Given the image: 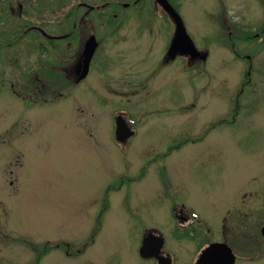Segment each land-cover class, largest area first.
<instances>
[{"label":"rangeland","instance_id":"obj_1","mask_svg":"<svg viewBox=\"0 0 264 264\" xmlns=\"http://www.w3.org/2000/svg\"><path fill=\"white\" fill-rule=\"evenodd\" d=\"M88 1L98 5L95 24L100 25L109 1ZM219 1L188 0L180 10L195 44L210 54L204 63L195 64L199 69L181 57L163 61L171 25L161 20L154 23L152 36L143 35L146 45L150 40L153 51L157 48V69L152 57L141 61L131 53L139 42L136 31L126 40L118 36L107 43L102 38L105 44L81 83H92L94 90L69 92L68 78L62 95L38 92L35 87L47 79L35 59L29 72L34 89L18 85L19 96L13 94L15 68L7 42L11 38L1 37L6 51L0 58V264L27 263L25 251L40 249L47 240L49 264H74L70 255L59 253L57 243L66 241L72 250L85 242L106 200L111 208L86 246L90 257L94 252L135 250L143 222L154 224L157 217L163 218L171 203H184L200 217L210 216L206 219L217 229L220 190L233 189L251 171L254 159L264 155V80L256 84L260 88L249 117L215 122L204 130V137L200 132L233 107L242 67L240 60L221 59L219 29L210 18L217 17ZM222 1L230 8L240 1L243 11H251V0ZM257 10L259 4L252 9ZM0 14L10 27V14ZM118 111L136 129L125 146L113 134ZM155 156L161 173L157 185L159 180L166 184L157 190V204L153 171L140 168ZM120 172L133 176L122 186L127 187L130 210L135 209L132 214L119 209L117 196L106 192Z\"/></svg>","mask_w":264,"mask_h":264},{"label":"flooded vegetation","instance_id":"obj_2","mask_svg":"<svg viewBox=\"0 0 264 264\" xmlns=\"http://www.w3.org/2000/svg\"><path fill=\"white\" fill-rule=\"evenodd\" d=\"M108 1L110 5L106 7L105 13H101L103 16L106 15L105 21L97 25L95 20L98 5L88 0H73L71 4H68V0H8L5 4L0 0V13L11 16V22H8L10 27H7V22L3 20L4 16L0 14V58L6 51L1 37L6 35L7 38H11L7 41L11 46V62L15 68L12 73L11 92L18 95L20 92L18 85L22 89H34L33 86L31 87L32 78H29V72L35 59L42 64L39 67L47 79L45 85L35 87L38 92L62 95L66 93L68 78L72 87L69 92L80 89L94 90L96 86L92 83L84 86H81V83L88 78L99 47L105 44L102 38H106L107 43L111 38L115 39L118 36L126 40L131 31H136L139 39L138 44L131 47V53L141 61L147 55L152 57L154 69H157V48L153 51V43L150 40L146 45L143 35L147 32L152 36L154 23L158 24L161 20L171 25L169 39L161 55L163 61H173L181 57L191 67H195V64L204 63L208 59L210 55L208 50L199 48L195 44L180 11L188 0H168V2L181 18L186 32L191 37L198 51L195 54L167 53L174 31V20L158 0ZM239 2L236 1L235 8H230L220 0L217 17H210L219 29L221 59L242 61L236 79L233 107H227L223 116L216 119V124L249 117L255 110L256 92L260 88L256 84L264 80V0H251L250 12L243 11ZM257 4L260 10L254 13L252 9ZM104 8L100 7L101 10ZM140 18L142 23H138ZM91 35L95 36L97 45L90 58L87 73L81 77L84 67L83 48L85 41ZM67 57H71L68 63ZM201 70L204 74V69ZM124 119L132 130L123 143L118 142L125 146L136 134V129L127 116ZM210 125L214 126L212 123L205 125L200 132L208 130ZM156 158L157 156L147 160V165H141L140 168L142 171L145 166L146 170L153 171L157 204V190L160 192L166 184L163 185L159 180L157 185V175L161 173ZM254 162L251 171L241 177V181L235 184L233 189L228 190L224 187L220 190L223 200L217 214V229L212 228L206 219H210V216L200 217L192 207L184 203H171L163 218L157 217V222L154 224L143 222L139 245L135 250L131 252L107 250L97 255L94 252L90 257L88 254L85 255L86 246L93 242L104 214L111 208V202L106 200L101 206L88 239L72 250H69L68 247L71 246L66 241L61 240L57 243L59 253L70 255L74 264L81 262L84 264H198L205 248L211 242L218 241L226 245L214 246L202 256L200 264H264V155L254 159ZM131 177L133 176L120 172L116 181L109 184L107 189L108 194L117 196V207L129 214L135 209L130 210V203L126 198L127 187L122 186L124 180L128 181ZM115 183L119 185L115 186ZM143 240L146 255L141 253L140 246ZM25 252L23 255L29 258V261L24 264H49V256L52 254L45 244L40 249L30 248Z\"/></svg>","mask_w":264,"mask_h":264},{"label":"water","instance_id":"obj_3","mask_svg":"<svg viewBox=\"0 0 264 264\" xmlns=\"http://www.w3.org/2000/svg\"><path fill=\"white\" fill-rule=\"evenodd\" d=\"M158 2L162 5V7L172 16L174 22H175V31L173 34V37L170 41L168 51L171 53L180 52V53H190L195 54L197 51L194 48L193 42L189 38V36L186 34L185 29L182 25V22L180 20V17L176 13V11L173 9V7L170 5V3L167 0H158ZM96 46V40L93 35L89 36V38L85 42L84 46V67L81 76H84L87 72L88 63L90 60V57L94 51V48ZM115 137L117 140L124 141L127 136L131 134V131L129 130L127 124L125 123L124 119L120 114L115 116V129H114ZM224 245L220 242H213L211 243L208 248H206L203 253L200 256V259L198 260V264L202 262V256L210 251V248L213 246H219ZM141 253L146 254L145 251V242L143 240L141 244Z\"/></svg>","mask_w":264,"mask_h":264}]
</instances>
